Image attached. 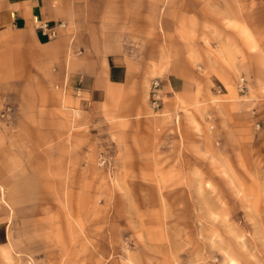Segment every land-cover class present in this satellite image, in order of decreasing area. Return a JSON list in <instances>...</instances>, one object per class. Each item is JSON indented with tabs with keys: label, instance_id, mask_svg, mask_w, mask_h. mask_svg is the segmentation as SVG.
Returning <instances> with one entry per match:
<instances>
[{
	"label": "rangeland",
	"instance_id": "1",
	"mask_svg": "<svg viewBox=\"0 0 264 264\" xmlns=\"http://www.w3.org/2000/svg\"><path fill=\"white\" fill-rule=\"evenodd\" d=\"M168 1L153 62L184 89L40 196L0 187V264H264V0Z\"/></svg>",
	"mask_w": 264,
	"mask_h": 264
},
{
	"label": "crops",
	"instance_id": "2",
	"mask_svg": "<svg viewBox=\"0 0 264 264\" xmlns=\"http://www.w3.org/2000/svg\"><path fill=\"white\" fill-rule=\"evenodd\" d=\"M168 2L0 0V110L16 107L15 131L0 129V150L18 163L14 175L0 164V187L12 186L13 200L40 196L53 175L84 170L107 135L150 122L151 105L162 111L170 92L184 89L182 75L153 62L151 38L154 26L169 24ZM36 19L65 27L50 38ZM19 153L32 156L20 172Z\"/></svg>",
	"mask_w": 264,
	"mask_h": 264
},
{
	"label": "built area",
	"instance_id": "3",
	"mask_svg": "<svg viewBox=\"0 0 264 264\" xmlns=\"http://www.w3.org/2000/svg\"><path fill=\"white\" fill-rule=\"evenodd\" d=\"M36 24H37V28L39 31H41V33H43L46 36H49L50 38H55L56 37V28H64L65 25L64 23L60 22L58 23L56 26H51L48 22L46 21H42V20H38L36 19ZM80 86V81L78 82V86L75 90L76 96H80L81 95V90L79 89Z\"/></svg>",
	"mask_w": 264,
	"mask_h": 264
}]
</instances>
